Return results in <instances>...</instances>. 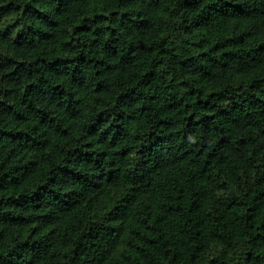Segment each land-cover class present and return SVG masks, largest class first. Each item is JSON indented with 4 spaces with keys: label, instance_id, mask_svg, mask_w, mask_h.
Returning <instances> with one entry per match:
<instances>
[{
    "label": "trees",
    "instance_id": "16d2710c",
    "mask_svg": "<svg viewBox=\"0 0 264 264\" xmlns=\"http://www.w3.org/2000/svg\"><path fill=\"white\" fill-rule=\"evenodd\" d=\"M0 264H264V0H0Z\"/></svg>",
    "mask_w": 264,
    "mask_h": 264
}]
</instances>
